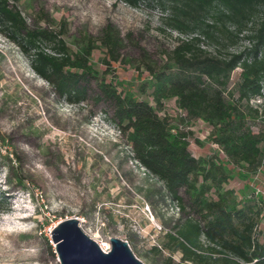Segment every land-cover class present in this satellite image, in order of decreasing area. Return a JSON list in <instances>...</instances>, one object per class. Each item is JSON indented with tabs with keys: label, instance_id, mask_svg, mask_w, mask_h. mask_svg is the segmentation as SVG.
Returning <instances> with one entry per match:
<instances>
[{
	"label": "rangeland",
	"instance_id": "374dc122",
	"mask_svg": "<svg viewBox=\"0 0 264 264\" xmlns=\"http://www.w3.org/2000/svg\"><path fill=\"white\" fill-rule=\"evenodd\" d=\"M17 6L28 24L56 29L64 24L63 37L71 53L80 51L84 38H97L105 24H112L124 39V58L111 63L105 75L109 68L99 47L90 58L92 67L117 89L144 99L137 92L147 78L143 60L161 63L181 40L193 37L198 39L195 49L208 55L247 51L264 18L261 0L233 15L221 4L207 5L204 0H140L137 6L121 0H18ZM43 17L48 22L41 21ZM240 71L237 67L231 72L224 93L227 101L237 97ZM249 106L239 102L249 129L264 138V104L251 106L257 113ZM165 108L171 124L187 133L194 157H212L222 164L228 182L221 192L231 190L224 194L226 201L259 209L253 235L261 241L263 144L256 164L231 162L209 140L207 123L184 115L174 100L166 101ZM110 115L104 103L58 99L32 69L30 56L0 33V195L5 201L0 205V264H60L50 230L70 217H77L93 239L126 240L144 264L178 263L169 234L181 216L180 204L163 181L135 160ZM206 197L218 198L213 189Z\"/></svg>",
	"mask_w": 264,
	"mask_h": 264
},
{
	"label": "trees",
	"instance_id": "16d2710c",
	"mask_svg": "<svg viewBox=\"0 0 264 264\" xmlns=\"http://www.w3.org/2000/svg\"><path fill=\"white\" fill-rule=\"evenodd\" d=\"M17 1L0 0V33L30 56L32 69L58 99L108 106L110 118L125 134L135 160L163 181L169 195L180 204L181 216L173 225L175 232L169 234L176 244L177 264H264V238L259 241L253 235L259 209L255 204L237 207L228 203L224 194L231 190L221 192L228 182L222 164L212 157H194L187 133L172 125L163 113L165 102L174 100L186 116L210 126L209 140L228 160L256 164L264 138L249 129L239 102L249 104L252 96L264 90V18L247 51L224 57L208 55L195 49L198 39L193 37L181 40L161 63L143 60L140 64L147 78L137 92L146 96L144 99L117 89L92 67L90 58L99 47L104 49L103 64L109 68L105 75L111 63L124 58V39L116 27L105 24L97 38H84L80 51L71 53L63 37L64 24L58 29L49 24H28ZM121 1L137 6L140 0ZM253 1L204 0L207 5L221 4L231 15L241 13ZM40 20L48 22L45 17ZM237 67L241 68L237 97L227 101L224 93ZM212 189L216 200L206 197ZM4 202L0 195V205Z\"/></svg>",
	"mask_w": 264,
	"mask_h": 264
},
{
	"label": "water",
	"instance_id": "95a60500",
	"mask_svg": "<svg viewBox=\"0 0 264 264\" xmlns=\"http://www.w3.org/2000/svg\"><path fill=\"white\" fill-rule=\"evenodd\" d=\"M50 237L60 264H144L128 242L117 237L109 238L111 249L103 252L97 241L82 230L77 217L54 224Z\"/></svg>",
	"mask_w": 264,
	"mask_h": 264
},
{
	"label": "built area",
	"instance_id": "2783aa9c",
	"mask_svg": "<svg viewBox=\"0 0 264 264\" xmlns=\"http://www.w3.org/2000/svg\"><path fill=\"white\" fill-rule=\"evenodd\" d=\"M175 103V102H174ZM249 105L254 107V108H257L259 104H264V90L259 93V94H256L254 96H252L249 101H248ZM177 106V105H176ZM178 108V107H177ZM165 104H164V110H165ZM180 111L183 112L184 115H186V113L181 110L180 108H178ZM164 113V111H163ZM168 116V115H167ZM170 119V118H169ZM216 145V144H215ZM218 146V145H217ZM219 147V146H218ZM100 249L103 251V252H109L110 249H111V244H110V241L109 239L107 240H104V239H100V240H96Z\"/></svg>",
	"mask_w": 264,
	"mask_h": 264
},
{
	"label": "bare ground",
	"instance_id": "6f19581e",
	"mask_svg": "<svg viewBox=\"0 0 264 264\" xmlns=\"http://www.w3.org/2000/svg\"><path fill=\"white\" fill-rule=\"evenodd\" d=\"M83 221H84V219H82ZM95 240H97V239H95Z\"/></svg>",
	"mask_w": 264,
	"mask_h": 264
}]
</instances>
